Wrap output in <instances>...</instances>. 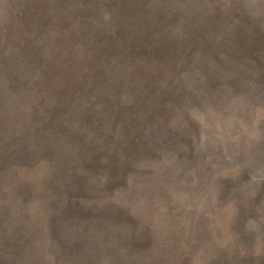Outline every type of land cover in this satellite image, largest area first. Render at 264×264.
<instances>
[{
  "label": "rangeland",
  "instance_id": "374dc122",
  "mask_svg": "<svg viewBox=\"0 0 264 264\" xmlns=\"http://www.w3.org/2000/svg\"><path fill=\"white\" fill-rule=\"evenodd\" d=\"M39 178L74 264L171 259L199 225L227 245L238 213L264 239V0H0V264H48L3 240Z\"/></svg>",
  "mask_w": 264,
  "mask_h": 264
},
{
  "label": "bare ground",
  "instance_id": "6f19581e",
  "mask_svg": "<svg viewBox=\"0 0 264 264\" xmlns=\"http://www.w3.org/2000/svg\"><path fill=\"white\" fill-rule=\"evenodd\" d=\"M229 102V101H228ZM223 107V106H222ZM243 107V106H242ZM231 111V110H230ZM237 113V112H236ZM226 149V148H225ZM227 151V150H226ZM219 152V151H218ZM224 152V151H222ZM216 155V154H215ZM214 155V156H215ZM225 156V155H224ZM224 158V157H223ZM201 159V158H200ZM213 159V158H212ZM226 159V158H225ZM43 161V160H42ZM217 161V160H216ZM44 162V161H43ZM211 162V161H210ZM223 164V163H222ZM227 164V163H226ZM224 163V165H226ZM207 165V164H206ZM47 166V165H46ZM205 166V165H204ZM204 166H202L204 168ZM202 168V169H203ZM12 169V168H11ZM209 169V168H207ZM207 169H204L205 171ZM213 169V168H212ZM22 172V171H21ZM11 173V171H10ZM172 173V172H171ZM197 173V171H196ZM195 173V174H196ZM194 174V175H195ZM199 174V173H198ZM204 175V174H203ZM19 176V175H18ZM189 176V174H188ZM197 176V175H196ZM198 177V176H197ZM187 178V177H186ZM195 178V177H194ZM200 178V177H198ZM218 178V177H217ZM10 179V178H9ZM178 179V177H177ZM201 179V178H200ZM222 179V178H221ZM181 180V179H180ZM184 180V179H183ZM187 180V179H186ZM45 179H41L39 178L36 182H33L35 185V189H36V195L32 197L31 201L32 204L34 205V209L32 210L33 212L31 213V218L29 219L31 220V222H28V225H26L25 223H17L15 226L13 224L12 227L7 228L6 231H8V234L4 233L3 236V240H7V246L5 247L6 249L11 250L14 254H18V252L21 251V248H23V246L29 247L31 246V248L33 247V252L34 254H36L37 256H40L39 254V249H41L43 251L45 255L48 258H46L47 263L48 264H74L76 262L79 261H83L85 259H88L89 257H91L93 255V253H75L73 251V249H71L70 245L67 244L66 242H64L63 240H59L56 238V235H54L53 230H52V209L50 210L51 207V196H50V192L49 190L46 188V184L47 183ZM197 181H200L199 179ZM202 181V179H201ZM205 181V180H204ZM220 181V179H219ZM235 181V180H234ZM157 182V181H156ZM178 182V181H177ZM215 182V181H214ZM236 182V181H235ZM197 183V182H196ZM199 183V182H198ZM197 183V184H198ZM216 183V182H215ZM233 183V182H232ZM195 184V183H194ZM218 184V183H217ZM220 184V183H219ZM166 185V184H164ZM157 186V185H156ZM216 186V184H215ZM218 186V185H217ZM222 186V185H220ZM224 186V185H223ZM169 187V186H167ZM166 187V188H167ZM195 187V186H194ZM234 187V186H233ZM232 187V188H233ZM238 187V186H237ZM198 188V187H197ZM208 188V187H207ZM178 189V188H177ZM211 189V188H210ZM219 189V188H218ZM223 189V188H222ZM235 189V188H233ZM232 189V190H233ZM238 189V188H237ZM53 190V189H52ZM187 190V189H186ZM193 190V189H192ZM212 190V189H211ZM217 190V189H216ZM231 190V191H232ZM162 191V190H161ZM160 191V192H161ZM165 191V190H164ZM208 191V189H207ZM221 191V189H220ZM234 191V190H233ZM232 191V192H233ZM163 192V191H162ZM179 192V191H178ZM200 192V191H198ZM202 192V191H201ZM218 192V191H217ZM223 191H221L222 193ZM225 192V191H224ZM236 192V191H235ZM238 192V191H237ZM164 193V192H163ZM172 193V192H171ZM203 193V192H202ZM207 193V192H206ZM243 193V192H242ZM147 194V193H146ZM219 194V192L217 193ZM231 194V193H230ZM235 194V193H234ZM215 195V194H214ZM236 195V194H235ZM233 195L234 198H237L239 194H237V197ZM164 196V195H162ZM218 195H216L217 197ZM221 196V195H219ZM223 196V195H222ZM221 196V198H223ZM212 197V196H211ZM226 197V196H225ZM241 197V196H240ZM152 198V197H151ZM161 198V197H160ZM164 198V197H163ZM167 198V197H165ZM169 198V197H168ZM191 198V197H190ZM189 198V199H190ZM251 198V197H250ZM225 199V198H223ZM241 199V198H240ZM243 199V197H242ZM148 200V199H147ZM153 200V199H152ZM160 200V199H159ZM162 200V199H161ZM173 200V199H172ZM170 200V201H172ZM219 200V199H218ZM221 200V199H220ZM226 200V199H225ZM224 200V201H225ZM249 200V199H248ZM53 201V200H52ZM192 201V200H191ZM190 201V202H191ZM223 201V202H224ZM237 201V200H236ZM252 201V199H251ZM167 202V201H166ZM178 202V201H177ZM216 202V201H215ZM222 202V203H223ZM239 202V201H238ZM242 202V200L240 201V203ZM245 202V201H244ZM161 203V202H160ZM186 203V202H185ZM185 203L184 206L186 205ZM189 203V202H187ZM193 203V202H192ZM217 203H221V202H217ZM237 203V202H236ZM166 204V203H165ZM238 204V203H237ZM189 205V204H188ZM239 205V204H238ZM53 206V205H52ZM177 206V205H176ZM241 206V204H240ZM252 206V205H251ZM251 206L249 208H251ZM191 207V206H190ZM171 208V207H170ZM183 208V207H182ZM194 208V207H193ZM248 208V205H247ZM31 210V209H30ZM244 210V209H243ZM246 210V209H245ZM248 210V209H247ZM170 211V210H169ZM173 211V210H172ZM180 211V208H179ZM252 212V210H250ZM30 212V211H29ZM28 212V213H29ZM190 212V211H189ZM205 212V210H204ZM201 213V212H199ZM241 213V212H240ZM180 214H182L180 212ZM194 214V213H192ZM208 214V213H207ZM242 214V213H241ZM241 214H236L234 215V220L232 222V224L230 223L229 226L226 227V233L229 235V244L227 245H221L219 244V242H217V240H213L215 238L216 235L219 236L220 231H215V233L210 234V238L211 240H208V233L204 228L202 229V226H198L195 227L194 230L191 232H188L187 234L189 235V241L184 242L183 248H180L179 250H175V245H173V243H166L164 242V240H162V238H160V234L156 233V235H154L153 239H152V244L154 245L155 249L158 251L160 248L159 246L162 247L161 250H163V252L170 254V252H172L173 250H175V254L173 255V257H171V259L168 257L170 255H167V257L169 258V263L168 264H188V262H190V257H191V249L196 250L199 249V251L201 250L204 252H208L209 256H208V262L207 264H264V239L261 238L260 240H256L255 237V233L258 231V229H256V232L251 230L250 228L245 229V227L242 229L240 224L241 223V218L243 219V215ZM250 214V213H248ZM247 214V216H248ZM254 214V213H253ZM28 215V214H27ZM246 215V214H245ZM244 215V216H245ZM206 216V215H205ZM242 216V217H240ZM247 216H245L247 218ZM251 215H249L250 217ZM184 217V216H183ZM191 217V221L197 223L196 226L198 225L199 222H201L202 220L198 221L199 219L202 218V214H195V215H190ZM253 217H257V216H253ZM252 217V218H253ZM30 218V217H29ZM174 221H176L175 217H172ZM251 218V220H252ZM254 218V219H255ZM263 218V217H262ZM184 219V218H183ZM208 218H206L207 220ZM249 219V218H248ZM246 219V221L248 220ZM259 219V218H258ZM28 220V219H25ZM28 220V221H29ZM209 220V219H208ZM172 221V220H171ZM198 221V222H197ZM258 221V220H257ZM25 222V221H24ZM192 222V223H193ZM204 222V221H202ZM251 222V221H250ZM170 223V222H168ZM174 223V222H173ZM249 223V222H247ZM246 223V225H248ZM260 223V222H259ZM258 224V223H257ZM256 224V225H257ZM171 225V223H170ZM179 225V224H178ZM204 225V224H203ZM242 225V224H241ZM169 226V225H167ZM194 226V224H193ZM183 227V226H182ZM221 227V226H220ZM251 227V226H250ZM171 228V227H170ZM174 228V227H173ZM176 228V227H175ZM178 228V227H177ZM256 228V227H255ZM253 228V229H255ZM261 228V227H260ZM189 229V228H188ZM193 229V228H192ZM116 230V229H115ZM179 230V229H178ZM213 229H211L212 231ZM219 230V228H218ZM17 231L20 233H17ZM56 231V230H55ZM121 231V230H120ZM184 231V230H183ZM107 234H101V237H99L98 240H104L106 239H110L112 241H114L115 243H117L120 247L123 244V234H119L121 232H114V230L112 231H107ZM173 232V231H170ZM179 232V231H178ZM177 232V233H178ZM17 233V234H16ZM175 233V232H174ZM259 233V232H258ZM163 234V233H161ZM221 234V233H220ZM260 234V233H259ZM15 235L20 239V243L18 245V243H15L17 237H15ZM174 235H177L176 233ZM172 233L173 238H175ZM180 235V234H179ZM177 235V236H179ZM223 235V234H222ZM171 236V235H170ZM221 236V235H220ZM219 236V237H220ZM262 236V235H261ZM162 237V236H161ZM218 237V238H219ZM95 238V241H96ZM178 238V237H177ZM180 238V237H179ZM178 238V239H179ZM188 238V237H187ZM217 238V237H216ZM221 239V238H220ZM97 240V241H98ZM162 240V241H161ZM170 240V239H169ZM255 240L257 243H255ZM94 241V239H93ZM96 241V242H97ZM167 241V240H166ZM216 242V243H213ZM31 242L33 243L32 245ZM37 242V243H34ZM88 242V241H87ZM94 242V243H96ZM100 242V241H99ZM225 243V241H223ZM228 242V241H227ZM5 243V241H4ZM94 243L90 242L86 244L87 249L89 252H92V250L96 247L94 245ZM102 243V242H101ZM100 243V244H101ZM114 243V244H115ZM99 244V245H100ZM104 244V243H102ZM256 244V245H255ZM257 244L259 245V251L257 255H251V249L252 247L257 246ZM108 245V244H107ZM116 245V244H115ZM125 245V244H124ZM123 245V246H124ZM94 248H90L93 247ZM2 247V246H1ZM153 247V249H154ZM158 247V248H157ZM99 248V247H97ZM103 247L99 248L101 251L105 250L102 249ZM130 248V247H129ZM152 248V245L151 247ZM107 249V248H106ZM152 249V250H153ZM189 249V250H186ZM256 249V247H255ZM151 250V249H150ZM151 250V252L153 253V251ZM83 251V250H82ZM85 251V250H84ZM95 251V250H94ZM110 251V250H109ZM242 251H245L244 254L242 253ZM98 252V251H97ZM104 252V251H103ZM105 252H107V250H105ZM104 252V253H105ZM128 252V250H127ZM156 252V251H155ZM159 252V251H158ZM193 252V251H192ZM99 253V252H98ZM121 253V252H120ZM131 253V252H130ZM146 253V252H145ZM150 253V252H149ZM174 253V252H173ZM203 253V252H202ZM16 254V255H17ZM42 254V253H41ZM43 254V255H44ZM106 254V253H105ZM122 254V253H121ZM120 254V255H121ZM132 254V253H131ZM154 254V253H153ZM136 255V254H135ZM134 255V256H135ZM142 255V254H141ZM165 255V254H164ZM172 255V253H171ZM242 255V256H241ZM98 256V255H97ZM100 256V255H99ZM138 257V255H136ZM166 256V255H165ZM195 256V255H194ZM93 257V256H92ZM91 257V258H92ZM165 257V259L167 258ZM193 257V255H192ZM37 258V257H36ZM41 258V256H40ZM135 258V257H134ZM139 258V257H138ZM94 259V258H93ZM96 259V258H95ZM150 259V260H149ZM164 257L160 258L158 257V255H154L153 257H141V260L139 262L137 261H133L132 260H128L125 264H144V263H149V264H167L165 261ZM44 262V261H42ZM43 264V263H41ZM46 264V262H45Z\"/></svg>",
  "mask_w": 264,
  "mask_h": 264
}]
</instances>
